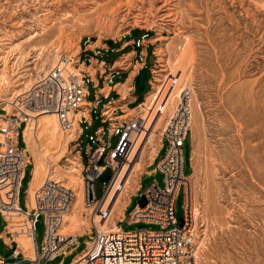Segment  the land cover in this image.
Listing matches in <instances>:
<instances>
[{
    "label": "rangeland",
    "instance_id": "obj_1",
    "mask_svg": "<svg viewBox=\"0 0 264 264\" xmlns=\"http://www.w3.org/2000/svg\"><path fill=\"white\" fill-rule=\"evenodd\" d=\"M47 1L51 3L55 0ZM94 1L101 2V0ZM40 4L41 2L37 4L36 0H0V106L5 107L8 112H11V107L7 106L8 101L38 81L39 77L54 65L60 54L77 57L79 52L84 49L85 45L83 44L86 43L90 45V48L99 51L100 56L103 54V58L109 56L117 62L120 59L118 57L127 54L124 57L128 69L118 72L114 77V82L123 81L127 74L132 79L139 67V52L145 48L147 69L145 70L146 78L143 85L141 87L137 85L139 75H136L134 92L131 93L132 98L127 97V100H123L119 104L118 101L108 105L111 112L114 111L117 115H123L120 118H125V114H127L126 118H131L134 112L130 109L142 102L145 96L150 93L151 87L148 84L150 79H152V87L154 86L157 73L155 74L153 71L161 70L157 66L158 63L155 64L152 52H154L156 59V54H160L158 58L163 59L164 64H166L167 59L177 63L181 59L184 49V45L181 44L182 39L192 38L193 53L187 55L182 61V77L177 88L180 92L182 86L187 84L192 90V123L188 134L189 139L185 141L182 151V169L184 175H190L191 217L197 237V264H231L227 260L228 255L241 257L240 251L252 246L248 240L255 237L257 232H264V217L254 215L255 211H260L264 215V194H261L262 192L256 194L258 195V197L255 195L257 198L252 195L255 187L257 189L259 185H264V24H262L264 22V4L254 2L251 6L256 12L257 27L252 25V32L244 33L246 39L243 40H248L249 46L244 49L243 45L237 46L233 42L234 47H230L233 51L221 49L222 53L228 52V55H220L221 58L215 53L214 45L200 40L202 30L192 28L193 26H190L186 19H182V34L175 32V27L170 21H161L163 12L155 10L161 5L160 2H157L155 8L149 10L148 3L145 2L141 5L139 1H136L129 11L123 7L119 8L113 23H110L103 16L99 25L96 23V15L92 10L88 13L87 11L73 13L67 19L60 15L61 11L58 13L53 10L52 21L45 25L41 21L43 17L39 15L42 12L38 8ZM244 6L249 8L247 3ZM44 8L52 10L53 7ZM159 8L160 6L157 9ZM65 10L70 11L69 7H66ZM193 17L198 24L202 23L201 17L197 15ZM248 19L250 22V18ZM21 21H24V24L18 27L16 23ZM36 33L37 35L34 36ZM141 33L145 35L140 36ZM8 37L11 39L7 40ZM133 43L135 46L133 50L136 52L132 51ZM225 44L222 43V45ZM110 49L114 52H111ZM149 55H152V64L149 63ZM82 58L83 56L80 57V59ZM98 58L100 62L101 59L99 56ZM119 65L120 62L115 64V69ZM168 66L169 69L166 72H158L159 75L166 76L168 71L173 72L176 68L167 64ZM93 68L96 66L93 65ZM90 71L91 73L94 72L93 70ZM173 74L177 75V78L179 77L177 68ZM163 76H159V79L163 80ZM156 84L159 85V83ZM87 89L89 95L86 100L92 101L95 93L91 83L87 84ZM248 90H251V94ZM248 93L252 97L250 98L251 103ZM176 97L174 95L169 102L168 112H170ZM111 98H116V95L112 94ZM104 102L106 99H101V103ZM127 103H129L128 108L121 111L120 105ZM96 108V113H99L102 109L101 104H98ZM107 108L104 110L105 113L108 111ZM166 116L167 114L163 115L162 120ZM162 120L156 127V120H154V124L147 132L146 140H144L137 153V158L126 174L125 178H129L125 185L126 188L122 193L118 191L114 196L108 207L110 213L107 219L98 220L95 209L85 205L82 200V210L76 216L77 221L73 228L69 230L72 231L73 235L76 233L83 236L78 238L70 255L57 256L48 261V264H59L61 260L63 261L62 264H68L85 248L86 241L89 239L86 234L92 230L94 225L99 230H108L113 223H116L124 209L125 202L135 190L137 179L144 172L153 171V168L164 156L166 142H164V148L160 150L159 156L152 165H149L159 145L158 132L164 123ZM28 124L32 132L33 153L27 151L29 164L25 168L26 176L21 181L17 200L20 209L26 210L28 201L26 187L29 178H32L30 173L34 169L35 161L37 166L42 168L40 182L44 180L47 172L54 170L53 178L65 188L74 191V188L78 187L83 191L82 175L79 172L81 166H78L76 162L78 158L80 160L82 157V163L85 164L88 146H95L88 140L85 125L81 124L83 133L80 138L79 157L75 141L72 140L74 136L69 137V133L62 131L60 125L56 140L51 141L43 133L38 134L34 126H31L34 124L33 118L28 121ZM104 126L106 128V124ZM19 127V147L26 149V142L22 135L25 127L22 125ZM150 134L151 137L148 138ZM110 140L112 145L116 143L115 137ZM41 154L43 158L40 157ZM74 169L76 170L73 171ZM29 171L31 172L29 173ZM73 175L78 177L74 184L66 178ZM111 175L110 168L105 167L96 180L98 197L102 194L101 187L108 183ZM152 180L153 176L151 175L143 174L140 177V188L129 199L123 214V222L118 223L122 231L139 230V228L150 231L159 230L157 224L128 223L130 214L138 206L141 195ZM37 187L35 186L32 190ZM174 202V218L180 224L184 211L182 188L179 189ZM68 214H66L67 217L74 218L72 211ZM105 222V226L102 227L101 224ZM6 227V223L0 216V228L8 231L6 235L0 232L1 238L6 243L5 245L0 239V257L11 263L15 260L11 254V248L17 246V239L15 233H12V228ZM22 230L24 231V229ZM43 233L44 225L41 223L35 230L37 249L41 246ZM225 254L227 255L225 256ZM224 256L226 259L223 261ZM241 260L236 256L235 259H231V262L232 264L236 262V264H256ZM260 264H264V262Z\"/></svg>",
    "mask_w": 264,
    "mask_h": 264
},
{
    "label": "built area",
    "instance_id": "obj_2",
    "mask_svg": "<svg viewBox=\"0 0 264 264\" xmlns=\"http://www.w3.org/2000/svg\"><path fill=\"white\" fill-rule=\"evenodd\" d=\"M83 45H85L84 49L77 57L60 54L54 65L41 75L38 81L23 93L13 97L7 104L11 107V112L0 106V216L6 226H9L8 213L14 211L24 214L20 222V231L23 228L24 233L33 239L35 245L32 247V255L28 256L19 254L17 246L12 248L9 246L15 260L9 263L0 257V264H48V261L55 257L73 250L78 238L83 236L59 232L64 216L72 207L75 194L74 191L65 188L55 180L52 174L45 177L40 188L34 192L31 207L26 204V210H21L18 206L19 188L24 179V170L29 164L26 149L19 147L18 130L20 125L26 127L27 121L32 118L29 113H53L64 132L71 130L75 116L79 114L76 120L78 126L72 139L77 146L79 157L82 125H85V129L88 130L95 120L99 121V127L88 133V140L95 146H88L87 162L83 164L80 157L79 164L81 165L83 203L93 207L98 220L101 221L106 220L110 213L107 207L103 208L102 200L108 193L111 182L118 176L120 166L128 160L133 140L147 131L155 116L164 114L168 89H172L176 84L174 76L160 82L151 105L144 109L142 103L145 96L142 102L130 109L134 112L131 118H126L127 114L125 118H120L114 111L106 114L104 107L111 102L119 101L123 94L124 97L132 98L135 76H138L139 70L147 69L146 50L144 48L139 52V67L132 79L127 74L123 81L114 82L118 72L128 69L124 57L127 54L118 57L120 59L117 62L109 56L103 58V54L100 56V52L90 48L89 44ZM134 48L133 43L132 51ZM152 55L156 64L154 52ZM81 56H83L82 59H80ZM98 56L101 59L100 62ZM119 62L120 65L115 69V64ZM93 65L96 68H93ZM90 70L94 72L91 73ZM150 70L153 71L151 68ZM88 83H91L95 93L92 101L86 100L89 95ZM124 84L126 87L120 90L119 86ZM148 84L152 90V79L148 81ZM180 90L169 114L162 120L164 123L158 132L159 145L149 165H152L159 156L166 142L164 156L153 171L143 173L153 176L152 182L142 194L147 203L144 207L138 204L128 218V223L157 224L159 230L150 231L139 228V230L122 231L118 226V223L124 220L123 214L129 199L140 188L142 174L137 179L134 192L126 201L122 215L115 223L116 228L106 231L99 230L94 225L86 234L89 239L86 241L85 248L77 255L75 264H196L197 237L191 217L190 175H184L182 169V151L185 141L189 139L188 134L192 123V90L187 84H184ZM111 93H114L116 98H111ZM103 98L106 102L101 103ZM98 104H101L102 109L96 113ZM128 104L120 105V110L125 111L124 108H128ZM113 137L116 138L114 145L110 140ZM188 159L190 162V155ZM105 167L110 168L112 175L108 183L101 187L102 194L98 197L96 180ZM156 173L161 175L160 184L154 178ZM180 188L183 189L184 211L183 219L178 224L174 218L173 209L174 200ZM38 222L44 225L43 240L39 249H37L35 238ZM12 233L15 232L12 231Z\"/></svg>",
    "mask_w": 264,
    "mask_h": 264
},
{
    "label": "bare ground",
    "instance_id": "obj_3",
    "mask_svg": "<svg viewBox=\"0 0 264 264\" xmlns=\"http://www.w3.org/2000/svg\"><path fill=\"white\" fill-rule=\"evenodd\" d=\"M42 1H44V2H42ZM136 1H139L141 5H143L145 2L148 3L147 5H149V10L152 8H155L157 2H160L161 3V5H159L160 8L157 9L159 7L158 6L157 8H155V10H159V11L163 12L161 21H164V20L170 21L172 23V25L175 27V32L177 31L178 34H182V32H183L182 19L183 20L186 19L188 21L189 25L193 26L192 28H195L196 30H202V32L200 33L201 34L200 40H204L207 43H211V45H214V47L216 49L215 53L218 54L217 56L219 58H221L220 55L221 56L222 55H228V52L222 53L221 49H223L225 51H228V49H230L231 51H233V49L230 48V47H234L233 42H235V44L237 46L243 45L242 47H244V49L246 46H249V41L243 40V39H246V38H244V33H249L252 30V25L255 27L256 22H257L255 20V13L256 12H254V10L251 6L253 5L254 2H261L264 4V0H101L100 3L95 2L94 0H55L51 3H49V1H47V0H36V3L38 4L41 2V4L38 6V8L42 12L39 15H41L43 17L41 19V21L45 25L49 24L52 21L51 17L54 15V14H52L53 10L57 11V12L61 11L60 15H62V17L66 18V19L71 17V15H73V13L76 14L77 12H80V11L81 12L87 11V13H88L92 10L94 15H96V23L99 25L103 16H105L110 23H113L115 20V16L117 14V10L119 8L123 7L126 11H129V9L131 7H133L132 5H134V3ZM227 2H228V4H227ZM246 3L248 4L249 8H245L244 4H246ZM256 4H258V3H256ZM47 6L50 8L53 7L52 10H50L49 8H44ZM66 7H69L70 11H66L65 10ZM93 7H95V8H93ZM126 15H127V13H126ZM196 15L202 18L201 24H198L196 22L197 20L194 19L193 16L196 17ZM146 18H145V20H146ZM245 18H246V20L244 21ZM247 18H250V22H248L249 19L247 20ZM259 22H260V20H259ZM136 23H137V21H136ZM23 24H24V21L16 23V25L18 27H21ZM262 24H264V22H262ZM162 26H164V25H162ZM59 30H60V28H59ZM253 34H255V33H253ZM36 35H37V33L34 34V36H36ZM252 38H253V36H252ZM6 39L10 40L11 38L8 37ZM191 39L192 38H189V37L182 39L181 44L184 45L183 46L184 49H183V53L181 54V59H179V61L177 63H173L171 60L167 59L166 64H164L165 63L164 60L158 58V56H160V54H156L157 63H158L157 66H159L161 68V70L153 71L155 74L156 73L157 74L155 76L156 77L155 83H154V86L152 87V90H150V93H148L146 95V98H145L144 102L142 103L143 107H145L144 108L145 110L148 108L149 105H151V102H152L154 95H155V92H156L155 90L158 89V87H159V85L156 83H160L163 80H166L167 78L174 76L176 79V84L173 86L172 89H168L169 92L167 94V98H166V102H165L166 107H165V111H164L163 115L169 114V112H168V110L170 108L169 102L172 100L174 95L178 96V94H179L177 84L182 77V73H181L182 61L185 60V57L187 55H191V53H193L192 40ZM253 40H252V42H253ZM222 43H226V44L222 45ZM20 50H21V48H20ZM167 64L177 68V72L180 74L178 78H177V75L175 76L173 74L174 70L176 69L174 67H173L174 68L173 72H171V70H170V72L168 71L166 76L159 75V73L166 72V70L169 69V66L167 67ZM159 76H161V77L163 76L164 77L163 80L159 79ZM223 79H224V77H223ZM125 86L121 85L120 90L124 89ZM250 86H252V85H250ZM249 91L251 94V90H248V92ZM248 98H249V102H250V98H252L251 95ZM123 100H127V97H124V94L122 95V98L119 100V102L118 101H115V102H118V104H119ZM252 100H254V99H252ZM9 102L10 101H8V103ZM115 102H111L104 107V110H105V108L108 107L107 108L108 111H106V113H108V114L111 113V110L109 108L110 106H108V105L113 104ZM29 115L34 120V124H31V126L32 125L34 126V129L37 131L38 134H40V132H41L44 135H46L49 139H51V141L56 140V137H57L56 135H57V132L59 129V123L57 121L56 116L53 113H40L39 114V113H35V112H30ZM163 115L155 116L153 118V120L151 121V125L149 126L147 131H145L144 133H141L136 138V140H133L128 160L119 169L118 176L111 182V184L109 186L110 189H109L108 193L106 194V196L102 200V204H103L104 209L106 207L108 208L110 206L111 201L113 200V198L117 194V192L120 191V189H121V193H122V191H124V188H126L125 185L127 184L128 180H129V178H127V179L125 178L126 174H127L128 170L130 169L131 164L137 158V153H138L140 147L142 146L144 140H146L145 138L147 137V134H148L147 132L151 129L152 125L154 124L153 123L154 120H156L155 127L157 126V124H159V122L162 120ZM78 117H79V114H77L75 116V119L72 123L73 126H72L71 130L68 131V133H69L68 136L71 138H72V136L75 135V129L78 126L76 124V120L78 119ZM25 126L26 127L23 130V137H24V141L26 142V151L33 153V142H32V137H31L32 132L30 131V126L28 124V121H27ZM150 137H151V134H150V136H148V138H150ZM40 157L43 158V155L41 154ZM79 161L80 160L78 158V161L76 162L78 166L80 165ZM251 168H253V167H251ZM41 169H42L41 166H37V162L35 161V166H34V169L32 170V173H31L32 178H31V180L28 184V187H27V191H28L27 192L28 193L27 206H29V207H31V201H32V196H33L34 192L38 188H40V186L42 185V182H43V181L40 182ZM75 170L76 169H74L73 171H75ZM53 173H54V170H51V171L46 173L45 177H49L50 174H52V177H53ZM69 174H71V173H69ZM66 178H68L74 184V181L78 177L73 175L72 177L68 176ZM35 186H38V187L36 189L32 190ZM255 189H256V187L254 188V190L252 192L253 196H255L256 194H259L260 192H262L261 194H264L263 193L264 192V185H259L257 188L258 190L257 189L255 190ZM82 193H83V191L80 188H78V187L74 188V194H75L74 202L72 203V207L69 210V212L72 211L74 213V218L73 217H70V218L67 217L69 215L68 213H67L68 214L67 216L65 215L66 217L64 216V218H63L64 222H63V224L59 230L60 233L73 235L72 231L69 229L73 228L75 222L77 221L76 216L78 214H80V212L82 210V204H81L82 203ZM256 196L258 197V195H256ZM256 200L258 201V199H256ZM259 201H262V200H259ZM261 213L262 212H260V211H255L254 215H256L257 217H264V215ZM23 215L24 214H22V213L20 214V213L14 212V211H11L10 213H8L10 225L7 227L12 228V230L15 232L16 239H17V247H18L17 249L22 251L24 254H26V256H28V255H32V247L35 245H34L33 239L30 236H28V234L26 235L24 233L25 230L23 231L22 230L23 228H21L22 231L19 230L20 229L19 227L21 224L20 222L23 220ZM121 215H122V212L119 215V217ZM97 218H98V216H97ZM106 222L101 224V226L104 227ZM115 228H116L115 223H113L112 226L110 227V229H108V230H114ZM194 230H195V228H194ZM74 235H77V234L75 233ZM248 242L252 244L251 248H246V249L240 251V254L242 255L241 257H238V255H234V256L235 257L237 256V258L242 259L241 261H245L247 263L253 262L256 264H260L261 262H264V232H257L256 236L251 238L250 240H248ZM196 249H197V241H196ZM237 254H239V253H237ZM226 255L227 254H225V256ZM225 256H224L223 261L226 259ZM234 256L233 257H231L229 255L227 256V260L231 264H232L231 259H235ZM233 262H234V260H233ZM236 263H233V264H236ZM196 264H197V258H196Z\"/></svg>",
    "mask_w": 264,
    "mask_h": 264
},
{
    "label": "water",
    "instance_id": "obj_4",
    "mask_svg": "<svg viewBox=\"0 0 264 264\" xmlns=\"http://www.w3.org/2000/svg\"><path fill=\"white\" fill-rule=\"evenodd\" d=\"M148 59H149V63L152 64L153 63L152 55H149ZM145 74H146L145 68L141 69L140 73L138 74L139 76H138V80H137V85L139 87H141L143 85V82H144V80L146 78V75ZM99 125H100L99 124V121L98 120H95L93 122V126L87 130V133H90L91 131H95L99 127ZM154 178L160 184L161 175L159 173H156V174H154ZM146 203L147 202L145 201L144 196L141 195V197H140V199L138 201V204L140 205V207H144L146 205ZM39 225H40V223L38 222L36 224V228H38Z\"/></svg>",
    "mask_w": 264,
    "mask_h": 264
},
{
    "label": "crops",
    "instance_id": "obj_5",
    "mask_svg": "<svg viewBox=\"0 0 264 264\" xmlns=\"http://www.w3.org/2000/svg\"><path fill=\"white\" fill-rule=\"evenodd\" d=\"M115 101V100H114ZM117 103V102H116ZM116 115H117V113H115ZM122 116V114H119L118 115V117H121ZM31 171H29V173H30ZM24 174H25V170H24ZM31 174V173H30ZM26 176V174L24 175V177ZM31 177H32V175H31ZM30 180H31V178H29V180H28V184H29V182H30ZM27 187H28V185H27ZM27 187H26V190H27ZM0 232L1 233H4V235H6L7 234V231H5V229L3 228V229H1L0 228ZM0 239H2L1 238V236H0ZM3 240V242L5 243V241H4V239H2ZM5 245H6V243H5ZM10 247H12V246H10ZM18 248V247H17ZM17 251H18V253L19 254H21V255H25L22 251H20V250H18L17 249ZM73 250H69V251H66L65 253L66 254H64V255H70L71 253L70 252H72ZM76 257H77V255H76ZM76 257L75 258H73L68 264H75V262H76ZM62 260L60 261V263L59 264H62Z\"/></svg>",
    "mask_w": 264,
    "mask_h": 264
},
{
    "label": "trees",
    "instance_id": "obj_6",
    "mask_svg": "<svg viewBox=\"0 0 264 264\" xmlns=\"http://www.w3.org/2000/svg\"><path fill=\"white\" fill-rule=\"evenodd\" d=\"M143 35H145V34H143V33L140 34V36H143ZM140 36H139V38H140ZM139 38H138V39H139ZM112 94H114V93H111V95H112ZM111 95H110V96H111ZM24 178H25V177H24Z\"/></svg>",
    "mask_w": 264,
    "mask_h": 264
}]
</instances>
